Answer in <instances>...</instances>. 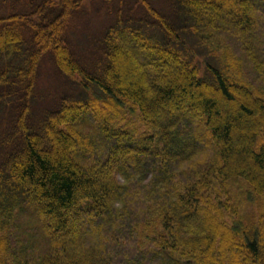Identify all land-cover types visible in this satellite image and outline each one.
I'll return each instance as SVG.
<instances>
[{
    "label": "trees",
    "instance_id": "16d2710c",
    "mask_svg": "<svg viewBox=\"0 0 264 264\" xmlns=\"http://www.w3.org/2000/svg\"><path fill=\"white\" fill-rule=\"evenodd\" d=\"M103 1L0 0V264H264V0Z\"/></svg>",
    "mask_w": 264,
    "mask_h": 264
},
{
    "label": "rangeland",
    "instance_id": "374dc122",
    "mask_svg": "<svg viewBox=\"0 0 264 264\" xmlns=\"http://www.w3.org/2000/svg\"><path fill=\"white\" fill-rule=\"evenodd\" d=\"M8 3L5 4V6L8 5ZM85 3L88 11H86V13L80 14L76 22L73 23L75 25V30L72 34L74 40L79 45L78 48L79 51L77 50V52L81 53V57L84 56V52L90 53V50L92 51L94 49L95 40L99 39L100 34L105 30V28L111 23L112 20V16L110 15V12L108 10L109 3L103 0H86ZM111 3L120 6L123 12L128 6L135 8L139 5L138 4L139 2L137 0H112ZM163 3H164L163 0H156L155 4L159 5L160 7H164ZM8 10H10V7H6L2 11L0 10V12H6ZM258 31L259 33H261L259 25H258ZM134 48L139 51L138 47L134 46ZM198 48H202V47L198 46ZM94 51L95 50H93L92 52ZM88 56H84V57L86 58ZM203 57L204 56H201V58ZM91 59L92 57H90L86 62L89 63ZM97 61L98 59L95 60V62ZM240 73L248 75L246 72H243V70H241ZM249 75L251 76L250 73ZM77 79L78 76H76V78L72 77L71 79H69L64 75H62L57 70L56 66L53 64V62L49 57L43 59L39 65L38 75L36 79V86L38 90L37 91L38 98L36 99L37 101L36 105L39 108L55 107L59 103L60 98L63 97V95H65L68 92V89L73 86L72 82H74L75 86H78L77 84L78 82H76ZM69 80H73V81L71 82ZM123 110L129 113L127 108H124ZM93 115L95 116L96 114L89 113L85 115L86 118L85 121L93 124V120H92ZM96 119H98L97 115H96ZM85 121H80V123L78 124L80 128H83L86 131L91 129L92 131V125H90ZM73 222H75L74 224L76 226L80 224V221L78 220ZM94 223L98 224V221L95 218L92 223L93 226Z\"/></svg>",
    "mask_w": 264,
    "mask_h": 264
}]
</instances>
